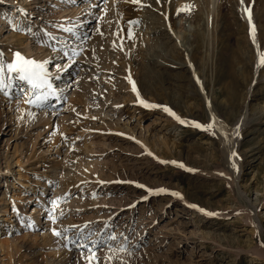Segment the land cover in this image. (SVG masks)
<instances>
[{
    "label": "rangeland",
    "instance_id": "374dc122",
    "mask_svg": "<svg viewBox=\"0 0 264 264\" xmlns=\"http://www.w3.org/2000/svg\"><path fill=\"white\" fill-rule=\"evenodd\" d=\"M133 19L138 23L129 25ZM61 24L78 27L68 33ZM28 27L31 34L21 30ZM258 51L264 52V0H0V59L10 61L15 52L51 59L50 74L56 64L76 62L53 76L60 100L43 110L23 102L19 81L9 96L0 92V175L12 162L11 175L3 176L15 182L5 188L0 176L8 210H0L8 220L0 264H86L81 241L69 243L51 230L69 229L74 237L71 226L85 224V236L92 233L87 242L98 244L97 264L111 254L108 243L118 249L121 233L128 251L116 255L125 264H264V64ZM129 77L141 99L171 108L187 123L163 107L141 106ZM43 112L46 120L37 121ZM212 117L215 136L192 125ZM161 187L168 192L146 191ZM113 231L117 241L109 242Z\"/></svg>",
    "mask_w": 264,
    "mask_h": 264
},
{
    "label": "snow or ice",
    "instance_id": "6c2138e0",
    "mask_svg": "<svg viewBox=\"0 0 264 264\" xmlns=\"http://www.w3.org/2000/svg\"><path fill=\"white\" fill-rule=\"evenodd\" d=\"M130 2L134 5H140L141 0H130ZM156 3L159 4L160 0H156ZM240 3L243 5L244 0H240ZM97 7H99L97 5ZM190 8V6H189ZM244 12L248 16V23L250 26V35L252 36V42L253 44H256L255 40V26L252 22L251 18V11L250 8L245 7ZM21 12H23V9H20ZM102 12H106L107 9H101ZM129 25L138 23L136 20H130ZM73 27H78V25H74L72 27L65 26L64 24L59 25V28L68 33L73 32ZM22 31L31 34L32 29L31 27L21 29ZM99 31V29H97ZM40 32L43 33V36L45 39L48 40H56V37L53 36L51 33H49L46 29H40ZM102 35V33H101ZM127 35L129 38H132L133 33L131 31V28H129ZM85 39L88 37L85 36ZM53 47H55L53 45ZM78 53L73 50V55H77ZM258 56L260 57V63L264 64V52L258 51ZM64 56H68V52H64ZM3 57V53L0 52V58ZM70 58V57H69ZM52 63L51 59H45L43 61H37L32 58H26L24 57L20 52H15L13 54V59L11 61H4L3 59H0V92H3L5 96L10 95V89L14 86L16 81H19L23 84H26L28 87L27 88H20L19 91L21 93V96L24 97L23 102L25 104L34 106L37 109H45L46 107L49 106V102L53 99L59 101L60 96L58 95V89H56L52 83L53 76L58 75L59 71L65 70V67H62L60 64H56L55 67L57 68V73L56 74H50L48 71V65ZM129 83L132 85V91L137 94V101L138 103L145 107V108H158V107H163V110L168 113L170 116L174 117L176 120H178L181 124L187 123L185 120L181 119L179 116L175 114V112L167 107V106H161V105H156V104H151L143 99L140 98L139 93L137 91L136 85L134 81L131 80L129 77ZM197 83H199V80L197 78ZM116 107H122V105H116ZM29 117H34L35 113L34 112H29L28 113ZM93 119H96V117H92ZM216 124V119L215 117H212L210 122L207 124H201L199 122H192V125L202 131L210 132L213 136L216 135V132L214 130V126ZM238 127V126H237ZM238 134V133H237ZM123 135V134H121ZM225 136V139H227V133H223ZM134 139V138H131ZM139 143V141H137ZM149 155H152V153H148ZM231 155L233 157L236 156L235 152H232ZM162 164L166 163H172L180 168H185L183 163H178L176 161H160ZM232 167L235 168L236 165L235 163L232 164ZM186 171H194V169L186 168ZM220 175H223V173H220ZM119 183L120 181H116ZM99 183H105L104 181H99ZM128 183H134L132 181H128ZM136 187L138 188H146L145 185L142 184H136ZM149 193H157V194H162L168 192L167 189L165 188H158V189H146ZM172 196L179 197L182 199V195L178 192H171L170 193ZM69 195L68 193L65 194V196ZM93 197L95 198V194H93ZM145 199L147 197H144ZM60 199V198H58ZM52 206H53V211H55L56 207L58 206V202L56 200L52 201ZM189 207L192 208H197V205H189ZM199 211L204 212L206 215L212 216L216 215L214 212H206L204 209H199ZM61 214H63L61 212ZM53 224L56 222V217L51 216L50 217ZM29 227H32L31 224L28 225ZM105 227H111L110 225H105ZM71 228L76 229L77 231L74 234V237H69L67 235V232L69 229H65L63 232L58 231L55 227H53L51 230L53 234L57 237H60L69 243L76 244L77 241H81V243L78 244V247L81 249L86 250L87 255H83V259L86 261V264H97L99 261V257H97L96 252L98 250V244L97 242H92L89 244L88 241V236H91L92 233L89 232L88 236H85L84 234V228H87V224L83 226V228L77 226V225H72ZM121 237H123L122 242H120L118 249L113 246L112 243H108V252L111 253L110 255H106L104 257L105 264H113L115 261L116 264H125V261L121 259L119 256L116 255L117 251L119 252H127L128 251V237L124 236L122 233L120 234ZM106 239L109 242L112 241H117V234L113 231L110 232ZM264 246V245H262ZM131 255V253H128Z\"/></svg>",
    "mask_w": 264,
    "mask_h": 264
},
{
    "label": "bare ground",
    "instance_id": "6f19581e",
    "mask_svg": "<svg viewBox=\"0 0 264 264\" xmlns=\"http://www.w3.org/2000/svg\"><path fill=\"white\" fill-rule=\"evenodd\" d=\"M101 1V0H100ZM104 4V3H103ZM84 21H87V19L85 18V19H83ZM252 22H253V20H252ZM186 26H187V30H189V31H191L192 29V25H188V24H186ZM80 30H78V32H79ZM188 34V33H187ZM176 35V34H175ZM189 37V36H188ZM83 38H80V37H78L77 38V40H82ZM85 40L83 39V42H84ZM186 43H187V40L185 41ZM82 43V42H81ZM11 58V57H10ZM8 59H9V57H8ZM11 61V60H10ZM74 61V60H73ZM75 64H76V62H73V63H71L70 61H68L67 63H65L62 67H66L67 65H72L73 67L75 66ZM71 68V67H70ZM70 68H67V69H70ZM67 69H66V71H67ZM52 72H54V71H52ZM54 73H57V72H54ZM67 75H70L71 74V71H68L67 73H66ZM58 75H60V72H58ZM52 83H53V80H52ZM53 85H54V87L56 88V85L53 83ZM67 85H70V82L67 84ZM20 88H26V87H24V85L22 84V87H20ZM19 88V89H20ZM57 89V88H56ZM59 93V92H58ZM59 95V94H58ZM60 96V95H59ZM31 112H34L33 110H30ZM35 113V112H34ZM35 117V116H34ZM46 117H47V115H46V113L45 112H43V113H41V115H39L38 117H37V121H43V120H46ZM50 121L48 120V122L47 123H49ZM11 128V127H10ZM13 138V136H10L9 135V137L7 138V142H6V148H8L10 145V140ZM13 154L14 153H11L10 152V155H9V157L10 158H12L13 157ZM7 156V155H6ZM12 163V162H11ZM9 161H8V166L11 164ZM7 166V170H6V172L5 173H3V174H1L0 176H2L3 177V181H4V187L5 188H8V187H10V186H12V187H15V182L14 181H11V179L9 178V176L7 177V176H3L4 174L5 175H11V171L9 170L10 169V166L8 167ZM7 173H9V174H7ZM20 175L18 176V179H20ZM24 185V187H30V184H28V183H26V184H23ZM6 194H4V192H3V195H2V197L0 198V210H2L3 212H4V210H6V212L8 211L7 210V200H6ZM2 216H3V214H1ZM1 215H0V235H1V233H3V231H1L2 230V228H3V225H5V223L3 224V222L4 221H8L6 218H1ZM1 246H2V244L0 243V250H1ZM3 247V246H2ZM259 249V248H258Z\"/></svg>",
    "mask_w": 264,
    "mask_h": 264
}]
</instances>
